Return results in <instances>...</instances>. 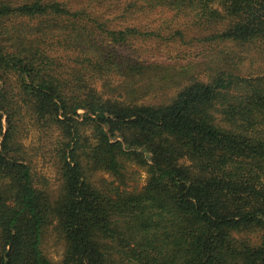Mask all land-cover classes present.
Returning a JSON list of instances; mask_svg holds the SVG:
<instances>
[{
	"label": "trees",
	"instance_id": "obj_1",
	"mask_svg": "<svg viewBox=\"0 0 264 264\" xmlns=\"http://www.w3.org/2000/svg\"><path fill=\"white\" fill-rule=\"evenodd\" d=\"M164 9L184 25L119 21ZM157 41L203 43L205 67L158 63ZM31 127L54 138L52 205ZM50 215L64 264H264V0H0V264H55Z\"/></svg>",
	"mask_w": 264,
	"mask_h": 264
},
{
	"label": "rangeland",
	"instance_id": "obj_2",
	"mask_svg": "<svg viewBox=\"0 0 264 264\" xmlns=\"http://www.w3.org/2000/svg\"><path fill=\"white\" fill-rule=\"evenodd\" d=\"M127 20L129 24L140 25L142 29L149 30V28H154L156 26H165L169 25H184V20L180 17L174 16V13L164 9L162 11L155 12H144L138 15L128 16V18H121L119 21L123 22ZM118 21V22H119ZM191 35L195 34L194 32L190 33ZM149 42V41H148ZM153 50H148L147 54L153 56L157 59L158 63H164L165 66H170L169 68L182 69V64H185V60H194L196 68L194 70L198 71L204 68L207 59L205 60L203 56H196L197 53L201 52L207 48L203 43L189 44L188 46L183 45L180 42H168L157 41L151 42ZM150 44V43H149ZM149 49V48H148ZM133 50L130 49L129 52ZM146 56V55H145ZM205 62V63H204ZM165 80V79H162ZM99 90L110 94L111 87H104L105 90L101 87L102 82L97 83ZM174 86L165 84V86H159L155 90H151L152 93L149 97L159 98L164 92H174ZM162 92V93H161ZM24 134V145L27 151L29 152L33 166L34 172L37 174V186L48 194V197L45 199V203H50L51 205L55 201V198L60 193V186L62 184L59 176V170L56 166L55 157L52 154V145L54 138L48 137L47 134L41 133V131L36 127H31L25 129ZM130 178L126 186H121L122 189H126L132 193H139L142 191L147 182V172L133 164L131 165ZM95 179L99 185L103 186L106 183L114 181V178L105 172H97ZM116 185L118 183L115 181ZM52 214V213H51ZM50 222L44 229L42 249L45 255L52 260L55 264H64L66 244L63 237L60 235L57 230V222L54 219L53 215H50ZM255 238L254 235H252Z\"/></svg>",
	"mask_w": 264,
	"mask_h": 264
}]
</instances>
